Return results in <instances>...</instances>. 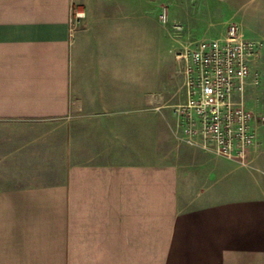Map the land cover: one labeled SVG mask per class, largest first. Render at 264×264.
<instances>
[{"label": "crops", "instance_id": "1", "mask_svg": "<svg viewBox=\"0 0 264 264\" xmlns=\"http://www.w3.org/2000/svg\"><path fill=\"white\" fill-rule=\"evenodd\" d=\"M107 1L0 0V264H264V126L248 165L176 140ZM202 2L264 39V0Z\"/></svg>", "mask_w": 264, "mask_h": 264}, {"label": "built area", "instance_id": "2", "mask_svg": "<svg viewBox=\"0 0 264 264\" xmlns=\"http://www.w3.org/2000/svg\"><path fill=\"white\" fill-rule=\"evenodd\" d=\"M84 16L83 9L71 7V35ZM160 18L166 22L165 7ZM173 27L182 29L180 24ZM262 52L264 39L245 37L236 22H230L218 37L195 39L183 48L178 58L184 98L173 106L176 140L242 165L250 163L264 112L250 110L246 94L260 80L252 62Z\"/></svg>", "mask_w": 264, "mask_h": 264}, {"label": "rangeland", "instance_id": "3", "mask_svg": "<svg viewBox=\"0 0 264 264\" xmlns=\"http://www.w3.org/2000/svg\"><path fill=\"white\" fill-rule=\"evenodd\" d=\"M112 1L118 2L119 21L125 27L128 26L133 33L130 43L134 45V51L130 61L134 59L136 78H143L145 93L149 90L152 98H160L164 108L162 112L171 116L173 106L184 98L182 61L178 58L179 53L190 41L218 37L225 30L224 27L233 20H227L224 27L221 24L208 26L206 23L210 19L213 20V16L209 19L208 16L206 17L205 5L202 8L203 0H108L107 2ZM178 2L183 3L186 13L190 11V7L186 6L194 5L192 9L196 16L195 24L191 25L181 20L178 12L180 8L176 5ZM163 7L167 12L166 22L160 18ZM174 24H180L182 29L176 30ZM259 70H253L259 73L258 84L251 85L246 94L248 108L254 112H264V69L259 68ZM148 107L151 112H158L156 104Z\"/></svg>", "mask_w": 264, "mask_h": 264}]
</instances>
